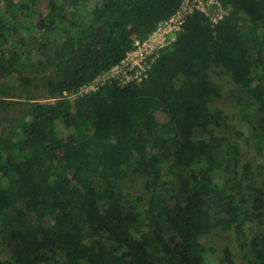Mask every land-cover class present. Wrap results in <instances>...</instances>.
Segmentation results:
<instances>
[{
  "label": "trees",
  "instance_id": "trees-1",
  "mask_svg": "<svg viewBox=\"0 0 264 264\" xmlns=\"http://www.w3.org/2000/svg\"><path fill=\"white\" fill-rule=\"evenodd\" d=\"M182 1L48 0L43 12L39 0H1L0 48L25 53L27 68L16 76L23 102L4 100L11 95L0 87V264H202L201 238L220 220L248 264H264V0H217L226 14L215 23L192 9L146 70L150 90L112 80L66 98ZM54 30L47 54L42 39ZM211 65L238 88L257 169L219 134L244 132L211 108ZM142 173L148 193L134 195L130 178ZM222 256L218 264H235L228 247Z\"/></svg>",
  "mask_w": 264,
  "mask_h": 264
},
{
  "label": "rangeland",
  "instance_id": "rangeland-1",
  "mask_svg": "<svg viewBox=\"0 0 264 264\" xmlns=\"http://www.w3.org/2000/svg\"><path fill=\"white\" fill-rule=\"evenodd\" d=\"M88 1V0H84ZM187 0H184L182 11L181 13L184 14L188 11V6L190 3H186ZM193 1V0H192ZM48 0H39L37 3L39 8L45 12L47 6L46 3ZM195 4L197 7L201 9L203 12L207 14V16L213 20H216L219 16L226 12V9L222 7L216 0H195ZM0 6H2V2L0 0ZM181 14V15H182ZM176 18V17H175ZM173 18V19H175ZM175 24H170L166 26L163 22L159 23V26L156 32L151 34L146 40L143 42H138L135 45L134 50H132V54L127 57V59L120 64L119 66L113 68L108 75L102 74L100 75L92 84L85 86V88L80 89L76 93L67 94L66 98L70 104L76 99H82L87 97L90 93L93 92L94 89L103 91L105 86L107 85L108 76H112L117 78L118 80H125L126 76L128 75H137L138 77L142 78V82L144 83L146 90H150L153 87V79L149 75H144V69L147 65L146 58H156L158 56V50L167 44H170L174 41L176 36V28L174 27ZM171 29V30H168ZM58 31H52L48 37L42 39V41L47 45L45 48V53H50L51 45L55 43V40L58 39ZM38 39L32 41L34 46L39 45ZM14 53L13 50L9 48H0V55H1V62L2 66L5 69L4 71L0 72V84L4 82L2 87L5 91L11 95L10 98H3L4 100H14V101H21L23 102L24 99V92L22 91L23 86L19 85L18 81H16V76L18 73L23 75V70L26 69V62L24 60V54L22 55L21 52ZM47 70V69H46ZM47 71L43 70V74ZM209 79L215 88L218 89L219 96L215 98L211 103L212 109H221L224 111L225 114L229 115L231 119H229L228 123L235 124V127L240 131L244 132L242 136L235 137L234 130L228 128H222L220 130V135L224 136L226 140H234L236 141L241 150V157L242 161H248L253 164V167L257 169L258 165L261 164V159L255 153V150L250 146L251 142L253 143L251 137L249 136L248 130L245 128L244 119H241V116L238 114V108L236 106L235 96L237 95L238 88L233 84L230 74L220 67L211 65L209 67ZM41 74V73H40ZM39 74V75H40ZM42 75V74H41ZM28 77V76H27ZM35 83L40 82L41 76L37 77ZM34 84V82L32 83ZM238 109V110H237ZM5 112L2 114L0 113V123L5 118ZM250 119H253L256 116V111L249 110ZM164 115L162 114L160 107L157 106L156 110V118L158 120L163 119ZM204 135L203 132L198 130L195 132V136L202 137ZM70 136V133L66 130H61L60 139L61 141L66 140ZM234 137V138H233ZM250 137V138H249ZM226 142V141H225ZM222 153L223 149L219 151L217 154V159L222 160ZM263 177L257 178V183L260 186H263ZM149 181V176L145 173L134 175L130 178L129 187L131 192L134 195H146L148 193L145 184ZM262 183V184H261ZM264 188V187H263ZM226 221V220H225ZM224 221L220 220V222H216L215 226L210 230L209 233L202 236L201 242L207 248L206 252L204 253V260L202 264H218V261L223 256V250L225 247H228L231 250V253L235 259V264H248V256H245L243 252H240L236 247L232 235L230 231L223 230L221 228V224ZM253 227L255 229L262 228L260 223H254ZM2 235V239H6V235L0 232ZM8 252L10 251L9 247L7 248Z\"/></svg>",
  "mask_w": 264,
  "mask_h": 264
},
{
  "label": "built area",
  "instance_id": "built-area-1",
  "mask_svg": "<svg viewBox=\"0 0 264 264\" xmlns=\"http://www.w3.org/2000/svg\"><path fill=\"white\" fill-rule=\"evenodd\" d=\"M217 1V0H216ZM190 3L188 6H190L189 7V9H188V11H186L184 14H182L181 13V11H182V6H183V3H184V0L182 1V3L180 4V6H179V8L177 9V11L173 14V15H171L170 17H168V18H166V19H164V20H161L160 22H163L164 24H166V26H168V25H170V24H175V28H176V30H178L179 29V25H180V23L182 22V20H183V18H184V16L187 14V13H189L192 9H197V10H199V11H201V12H203L201 9H199L198 7H197V4H195V0H187L186 1V3ZM218 2V1H217ZM219 3V2H218ZM220 4V3H219ZM221 5V4H220ZM223 7V6H222ZM206 16H207V14L205 13V12H203ZM182 14V15H181ZM224 14H226V12L224 13ZM224 14H222L221 16H219L216 20H213V19H211V18H209L208 16V18H209V20H210V22L211 23H215V22H217V20H219ZM176 17V18H175ZM173 18H175V19H173ZM159 22V23H160ZM159 23L157 24V27L159 26ZM155 28V30H157V29H159V28ZM153 31L151 34H153V33H155L156 31ZM168 30H171V29H168ZM150 34V35H151ZM149 35V36H150ZM148 36V37H149ZM147 37V38H148ZM146 38V39H147ZM146 39H144V40H146ZM143 40V41H144ZM143 41H138V40H136L135 42H134V47H135V45H137L138 44V42L140 43V42H143ZM168 45V44H167ZM166 46V45H165ZM162 47H164V46H162ZM161 47V48H162ZM160 48V49H161ZM159 49V50H160ZM132 50H134V48L132 49ZM132 50L130 51V52H128L126 55H125V57H124V59L118 64V65H115V66H113L112 68H110V70H108V71H106V72H104V73H102V74H106V76L108 75V72H110L113 68H115V67H117V66H119L120 64H122L126 59H127V57L129 56V55H131L132 54ZM158 50V51H159ZM154 58H146V63H147V65L145 66V69H144V75H148V73H147V69L149 68V66H150V63L152 62V60H153ZM102 74H100V75H102ZM100 75H98L91 83H89L88 85H90V84H92ZM112 80H116V81H118L119 83H121V84H123V83H127V82H136V83H139V82H142V78L141 77H138L137 75H128V76H126V79L125 80H118L117 78H115V77H112V76H108V80H107V84L108 83H110ZM85 86H87V85H85ZM85 86H83L82 88H80V89H83V88H85ZM79 89V90H80ZM94 91H96V89H94L93 90V92ZM78 92V91H77ZM76 93V92H75Z\"/></svg>",
  "mask_w": 264,
  "mask_h": 264
}]
</instances>
